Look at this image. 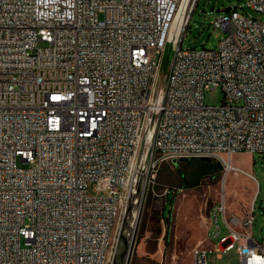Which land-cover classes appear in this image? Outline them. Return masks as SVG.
<instances>
[{"label":"built area","instance_id":"built-area-1","mask_svg":"<svg viewBox=\"0 0 264 264\" xmlns=\"http://www.w3.org/2000/svg\"><path fill=\"white\" fill-rule=\"evenodd\" d=\"M197 4L0 0V264H113L126 195L163 162L211 157L258 182L232 158L264 152V21L231 8L213 21L217 47L185 48ZM247 4L264 14V0ZM217 88L222 102L207 104ZM218 210L217 250L236 243L240 264H264L255 205Z\"/></svg>","mask_w":264,"mask_h":264},{"label":"rangeland","instance_id":"rangeland-1","mask_svg":"<svg viewBox=\"0 0 264 264\" xmlns=\"http://www.w3.org/2000/svg\"><path fill=\"white\" fill-rule=\"evenodd\" d=\"M211 7L215 10H211ZM227 7H238L240 11L264 21V14L249 7L247 0H198L183 47H217L224 30L215 27L213 21L223 13L217 9ZM174 53V48L169 44L158 83V89L162 91L166 87ZM150 56L155 57L154 48L150 49ZM222 99L223 91L220 88L205 92L207 104L218 105ZM232 162L233 165L251 171L258 182L244 173L230 172L226 176L222 169L216 176L207 175L194 185L198 165L194 159L163 162L157 166L143 203L135 249L129 264H193L195 247L210 249L207 255L209 264H240L236 243L227 251L217 250L220 237L229 232L218 210L223 200L226 202L227 213L239 217L246 216L255 205L251 232L255 239L264 244V152H237ZM126 196L115 229L112 259L120 246L121 229L129 212L131 193ZM133 201L132 217L128 218L129 231L135 226L139 194ZM216 215L218 222L215 221ZM217 224L221 232L216 236L219 230Z\"/></svg>","mask_w":264,"mask_h":264},{"label":"water","instance_id":"water-1","mask_svg":"<svg viewBox=\"0 0 264 264\" xmlns=\"http://www.w3.org/2000/svg\"><path fill=\"white\" fill-rule=\"evenodd\" d=\"M232 7H227L224 9H217V11H222V12H229ZM211 10H215L214 7H211ZM204 160L210 161L212 158L211 157H204ZM220 168L222 169V164H220ZM150 179V173L148 177L145 179L143 176H141L138 180V182L135 185V190L131 192V198L129 200V212L127 216H125L124 223L121 229V234H120V246L116 251V254L113 259V264H129L131 260V256L134 252L135 249V237H136V231L137 227L140 221L141 217V212H142V207L143 203L145 200V197L147 195V190H148V180ZM139 194V206H138V214L136 217L135 221V226L133 229H130V225L128 223V218L132 217V210L134 208V197Z\"/></svg>","mask_w":264,"mask_h":264},{"label":"trees","instance_id":"trees-1","mask_svg":"<svg viewBox=\"0 0 264 264\" xmlns=\"http://www.w3.org/2000/svg\"><path fill=\"white\" fill-rule=\"evenodd\" d=\"M191 160V159H190ZM194 161L198 164L197 165V174L196 179L193 182V184H198L199 181L204 178L205 176H216L221 172L220 168V162L214 158H212L210 161L204 160L203 158H197L194 159ZM223 168V167H222Z\"/></svg>","mask_w":264,"mask_h":264},{"label":"bare ground","instance_id":"bare-ground-1","mask_svg":"<svg viewBox=\"0 0 264 264\" xmlns=\"http://www.w3.org/2000/svg\"><path fill=\"white\" fill-rule=\"evenodd\" d=\"M176 29H177V27H176ZM176 33H177V31H176ZM230 172H228L227 174H226V176L229 174ZM235 174H238L237 172H234ZM133 188H134V184L130 187V193L132 192V190H133Z\"/></svg>","mask_w":264,"mask_h":264}]
</instances>
